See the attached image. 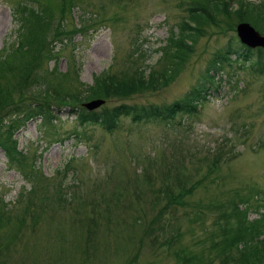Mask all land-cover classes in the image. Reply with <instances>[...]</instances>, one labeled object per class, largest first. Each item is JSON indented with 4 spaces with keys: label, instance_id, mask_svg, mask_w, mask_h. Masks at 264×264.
Returning a JSON list of instances; mask_svg holds the SVG:
<instances>
[{
    "label": "rangeland",
    "instance_id": "obj_1",
    "mask_svg": "<svg viewBox=\"0 0 264 264\" xmlns=\"http://www.w3.org/2000/svg\"><path fill=\"white\" fill-rule=\"evenodd\" d=\"M36 1L47 3L53 11L48 36L61 18L59 10L60 22L68 31L72 24L67 21L66 5L78 11L79 26L66 35L69 39L49 40H56L53 52L50 49L57 57L56 69H66L68 74L65 79L53 72L56 77L51 81L62 82L67 90L75 86L72 94L74 90L82 94V87L102 71L119 76L136 66L146 75L150 68H160L165 60L158 57L159 47L169 29L177 30L189 4L186 0ZM36 1L0 0V48L15 38L13 9ZM230 1L234 8L239 0ZM228 16L218 12L215 20L234 21V27L233 12ZM243 19L253 23L251 18ZM218 23L204 26L166 85L127 97H106L98 108L181 99L198 80L213 50L235 34L229 25L223 28V22ZM132 43L144 50L141 57ZM71 51L82 85L75 84L68 72ZM45 57L38 61L37 73L54 64ZM241 64L222 63L216 72L223 82L220 93L207 96L198 112L176 115L174 125L119 116L118 126L107 129L100 123H77L71 105L54 103L53 137L40 132L38 119L20 126L15 132L18 142L33 171L38 168L39 173L22 176L21 170H31L24 162L14 166L20 170L8 167L6 151L0 146V212L5 216L0 225V264H185L184 255L177 256L182 247L190 250L208 241L205 232L216 210L210 202H228L235 190L264 189V72ZM29 81L25 87L32 86ZM75 130L79 134L70 135ZM32 153L37 154L33 160ZM195 211L203 214L202 223L189 217ZM143 224L149 227L146 232Z\"/></svg>",
    "mask_w": 264,
    "mask_h": 264
},
{
    "label": "trees",
    "instance_id": "obj_2",
    "mask_svg": "<svg viewBox=\"0 0 264 264\" xmlns=\"http://www.w3.org/2000/svg\"><path fill=\"white\" fill-rule=\"evenodd\" d=\"M188 2L189 4L185 9L186 14L179 21L177 30L170 29L164 43L159 47V57L165 60V64L159 71L161 78L158 82L164 83L173 77L181 66V62L192 50L196 39L203 34L204 26L209 22L219 25L218 21L221 20L223 22L221 27L224 28L225 25H229V30H232L234 21L231 23L223 18L215 20L218 12L224 13L227 17H229V13L233 12L235 20H242L243 17L251 18L257 27L264 28L263 3L258 8L240 5L233 10H227V5L220 0H213L212 3H209L210 8L208 9L206 0H188ZM52 14L53 11L47 3L40 5V7L30 3L19 4L18 9L14 10L13 14L16 21L15 38L11 43L4 44L0 48V146L6 151L8 164H14V166H20L22 162L30 164L31 170L22 172L23 176H27V173L33 171V163H28V158L25 155H18L15 140L11 137L14 128L30 119H38L39 127L46 134L49 130L47 124L50 119L55 117L54 113L51 112L53 110L51 104H66L71 103L69 100L77 102L91 97L128 96L144 90L153 81L151 71L145 77L142 68L135 66L132 71L123 72V75L117 79L110 76L108 83L95 76L91 85L82 88V94L80 92L76 95L72 94L70 89H73V86L67 90L61 86L62 82L61 84L59 82L52 83L53 72L51 71L55 70L54 67L45 73L35 71L41 56L50 52L47 43L60 33V23L57 22L53 25L51 35L48 36L51 29ZM231 55H233L234 60L241 61L242 64L248 63L251 70L264 64V50L262 48L253 49L239 42L234 34L228 35L222 45L213 50L200 80L198 78L195 84L190 86L189 95L204 100L208 91L216 86L215 77L209 74L210 67L215 70L217 61L218 63L224 60L229 61ZM168 61L170 62L168 63ZM63 76L66 79L68 74ZM27 79L30 80L28 85L32 86H24ZM42 82L43 86H40L39 83ZM48 86L52 87L54 91L53 97H50L45 90ZM190 101V98L184 97L162 106L153 104L148 106L135 105L134 107L138 116L145 115L169 123V116L190 111L192 107ZM113 109L117 113L130 114L131 112V109L125 104H120ZM74 110L77 109L74 108ZM76 113L80 121L89 123L104 122L110 115L108 110L103 112L87 111L82 107H78ZM237 196L243 204L241 208L237 204L233 205L231 200L219 203L215 202L216 200L210 202L216 210L211 219V224L205 232L204 237H207L208 241L202 246L190 250L182 247L177 256L184 255L186 264H264V214L257 218H248L246 207L253 206V209L258 212L260 206L251 204L249 197L244 193ZM158 197L159 195L154 198L155 201ZM155 201L153 200L151 203H155ZM202 216V213L195 211L189 217L192 222L201 219L199 221L202 223ZM4 217L1 211L0 225ZM32 217L35 219L33 214ZM144 225L142 231L146 232L149 227Z\"/></svg>",
    "mask_w": 264,
    "mask_h": 264
},
{
    "label": "water",
    "instance_id": "obj_3",
    "mask_svg": "<svg viewBox=\"0 0 264 264\" xmlns=\"http://www.w3.org/2000/svg\"><path fill=\"white\" fill-rule=\"evenodd\" d=\"M236 31L239 36V39L242 42H245L249 45H254V44H262L264 43V36L258 35V33L252 29L251 26H249L247 23L242 22L238 23L236 26ZM100 102L99 99H93L90 101H87L84 103L85 106L91 108L95 105H97Z\"/></svg>",
    "mask_w": 264,
    "mask_h": 264
}]
</instances>
